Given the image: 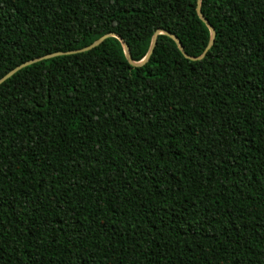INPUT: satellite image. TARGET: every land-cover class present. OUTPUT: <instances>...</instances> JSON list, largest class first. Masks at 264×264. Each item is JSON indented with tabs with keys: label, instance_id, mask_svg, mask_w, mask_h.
Listing matches in <instances>:
<instances>
[{
	"label": "trees",
	"instance_id": "16d2710c",
	"mask_svg": "<svg viewBox=\"0 0 264 264\" xmlns=\"http://www.w3.org/2000/svg\"><path fill=\"white\" fill-rule=\"evenodd\" d=\"M197 6L0 0V78L128 49L0 83V264H264V0Z\"/></svg>",
	"mask_w": 264,
	"mask_h": 264
},
{
	"label": "water",
	"instance_id": "95a60500",
	"mask_svg": "<svg viewBox=\"0 0 264 264\" xmlns=\"http://www.w3.org/2000/svg\"><path fill=\"white\" fill-rule=\"evenodd\" d=\"M199 1L198 0V6H197V13L199 15V17L201 18V20L206 24V26L209 28L210 30V40L204 50V52L202 53V55H200L199 57H195V58H190V59H200L204 56L205 52L210 48V46L212 45L213 43V40H214V30L213 28L208 24V22L206 21V19L204 18V16L201 14L200 12V7H199ZM159 32H162V33H165V34H168L166 32H163V31H158L154 34L153 36V39H152V44L150 46V49H149V52L147 53V55L145 56V58L139 62V63H135L134 65H139V64H142L144 61L147 60V58L149 57V54L151 53V49L153 47V44L155 42V39H156V36ZM174 41L175 43L177 44L179 50H181L183 52V49H182V46L180 44V42L176 39V37L174 35H171V34H168ZM109 36H115L116 38H118L120 40V42L122 43L123 45V48L126 52H128V49H127V46L126 44L116 35H113V34H105L103 36H101L99 39L95 40L92 44L84 47V48H81V49H76V50H72V51H67V52H57V53H51V54H48V55H44V56H41V57H37V58H34V59H31L29 61H26L24 62L23 64L15 67L14 69L10 70L9 72H7L3 77L0 78V83H2L4 80H6L7 78H9L13 73H15L17 70H19L20 68L24 67V66H27V65H30L32 63H35V62H38L42 59H45V58H49V57H53V56H56V55H62V54H72V53H79V52H84V51H87L89 49H92L93 47L97 46L98 44H100L105 38L109 37ZM184 56L185 57H188L184 52H183ZM129 59V58H128Z\"/></svg>",
	"mask_w": 264,
	"mask_h": 264
}]
</instances>
